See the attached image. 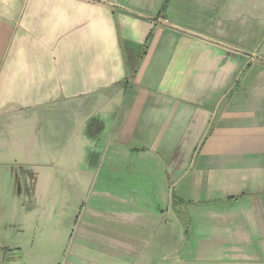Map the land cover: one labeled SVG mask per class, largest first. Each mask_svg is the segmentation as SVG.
<instances>
[{"label": "crops", "instance_id": "0c3cea01", "mask_svg": "<svg viewBox=\"0 0 264 264\" xmlns=\"http://www.w3.org/2000/svg\"><path fill=\"white\" fill-rule=\"evenodd\" d=\"M123 145L162 166L167 226L126 214L133 236L65 264H264V0H0V191L90 188Z\"/></svg>", "mask_w": 264, "mask_h": 264}, {"label": "rangeland", "instance_id": "374dc122", "mask_svg": "<svg viewBox=\"0 0 264 264\" xmlns=\"http://www.w3.org/2000/svg\"><path fill=\"white\" fill-rule=\"evenodd\" d=\"M148 46L149 41L146 52ZM109 148L94 167L90 188L77 185L79 177L61 171L50 176L44 169L37 177L28 171H9L0 191V264H65L78 243L99 250L119 247L116 239L125 242L135 232L126 214L139 212L146 218L151 212L152 219L159 220L153 234L161 225L158 234L163 233L167 224L153 215L160 208L165 216L162 166L152 156L138 159L128 145L110 159ZM173 223L168 226L176 237ZM175 242L179 241L173 238Z\"/></svg>", "mask_w": 264, "mask_h": 264}, {"label": "trees", "instance_id": "16d2710c", "mask_svg": "<svg viewBox=\"0 0 264 264\" xmlns=\"http://www.w3.org/2000/svg\"><path fill=\"white\" fill-rule=\"evenodd\" d=\"M144 48H145V46H144ZM123 82L124 83H127V77L123 80Z\"/></svg>", "mask_w": 264, "mask_h": 264}]
</instances>
